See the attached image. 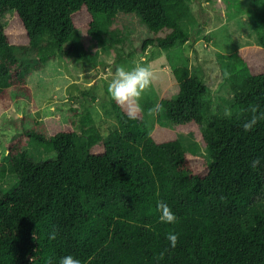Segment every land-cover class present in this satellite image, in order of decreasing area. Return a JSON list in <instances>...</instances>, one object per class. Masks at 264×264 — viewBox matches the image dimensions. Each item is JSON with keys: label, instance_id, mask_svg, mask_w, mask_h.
<instances>
[{"label": "trees", "instance_id": "obj_1", "mask_svg": "<svg viewBox=\"0 0 264 264\" xmlns=\"http://www.w3.org/2000/svg\"><path fill=\"white\" fill-rule=\"evenodd\" d=\"M10 10L12 28L0 21L5 107L12 103V85L19 96L32 95L23 55L82 59L105 34L101 14L138 13L151 30L164 32L144 49L185 43L194 20L188 0H0V15ZM255 16L258 43L240 47L234 64L233 54L221 58L234 91L230 118L212 113L203 77L179 64L173 67L179 90L160 103L173 126L160 112L161 124L151 130L140 103L138 118L130 119L112 100L117 124L108 134L94 124L78 131L48 117L10 140L0 176L8 167L19 183L4 190L0 182V264H59L66 255L82 264H264V204L258 200L264 193V120L250 132L242 127L251 106L264 112V0ZM179 131L195 136L208 154L188 151ZM31 143L55 157L35 160L25 148ZM257 157L260 165L252 169ZM158 201L171 208L175 223L160 222ZM53 229L55 240L49 238ZM170 232L178 235L175 248Z\"/></svg>", "mask_w": 264, "mask_h": 264}, {"label": "rangeland", "instance_id": "obj_2", "mask_svg": "<svg viewBox=\"0 0 264 264\" xmlns=\"http://www.w3.org/2000/svg\"><path fill=\"white\" fill-rule=\"evenodd\" d=\"M194 13L190 23L191 38L171 49L148 45L144 42L164 35L151 30L138 13H122L105 17L101 14L102 31L95 38V47L87 49L85 56L57 55L45 61L32 59L29 53L22 56L30 65L27 85L32 95L10 86L12 103L5 107L0 103V165L8 159L7 146L24 128L38 127L48 117H58L64 123L74 125L78 131L89 129L92 124L108 134L117 120L112 110V98L108 93L116 68L131 70L136 64L150 65L154 80L139 101L145 125L155 130L161 122L157 116H149L148 109L161 103L164 96L174 97L179 84L173 67L186 64L193 74L201 75L209 87L212 113H224L234 99V91L224 77L221 66L223 55L230 56L231 64L238 61L237 51L246 45L258 43L259 29L255 14L261 10L262 0H188ZM0 21L12 28L16 21L13 10L0 15ZM20 29L18 30V32ZM92 37H87L89 41ZM93 45V44H92ZM93 45V46H94ZM19 50V48H16ZM233 57V58H232ZM163 123L173 126L165 108L161 111ZM93 121H89L87 117ZM185 148L190 152L208 154L207 148L190 133L179 131ZM35 160L51 159L55 152L43 145L28 144ZM8 166V165H7ZM1 177L4 190L14 189L18 176L7 167ZM264 204V193L258 196Z\"/></svg>", "mask_w": 264, "mask_h": 264}, {"label": "clouds", "instance_id": "obj_3", "mask_svg": "<svg viewBox=\"0 0 264 264\" xmlns=\"http://www.w3.org/2000/svg\"><path fill=\"white\" fill-rule=\"evenodd\" d=\"M154 80V73L150 65L136 64L131 70H126L124 66H118L115 74L108 85V93L111 98L121 107L126 108L130 119H137L141 111L139 101L143 94L149 90ZM162 111V105L156 104L148 109L149 116H156ZM251 116L244 120L242 127L245 132L255 130L256 125L264 120V112L258 113V106H251L249 109ZM233 111L229 107H225L224 116L231 117ZM260 158L253 159L250 167L256 169L260 165ZM158 210L160 212L159 220L162 223H175L176 215L171 208L163 201H158ZM57 231L53 229L50 239L55 240ZM167 239L170 241L171 247L175 248L178 242V235L169 233ZM59 264H82L81 260L73 255L61 257Z\"/></svg>", "mask_w": 264, "mask_h": 264}]
</instances>
